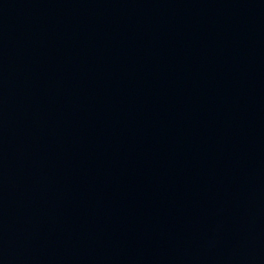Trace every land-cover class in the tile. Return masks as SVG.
Returning <instances> with one entry per match:
<instances>
[{
	"label": "water",
	"instance_id": "obj_1",
	"mask_svg": "<svg viewBox=\"0 0 264 264\" xmlns=\"http://www.w3.org/2000/svg\"><path fill=\"white\" fill-rule=\"evenodd\" d=\"M0 264H264V0H0Z\"/></svg>",
	"mask_w": 264,
	"mask_h": 264
}]
</instances>
